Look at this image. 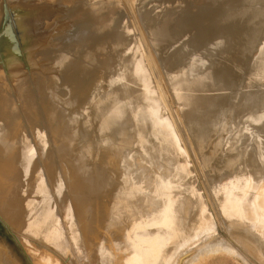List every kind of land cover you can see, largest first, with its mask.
Segmentation results:
<instances>
[{"label":"rangeland","instance_id":"obj_1","mask_svg":"<svg viewBox=\"0 0 264 264\" xmlns=\"http://www.w3.org/2000/svg\"><path fill=\"white\" fill-rule=\"evenodd\" d=\"M183 1L187 2L188 0H147L141 6L138 2V7L135 6L136 9L138 8L135 12L136 19L133 14L132 17H129L124 12L126 16L123 14L114 15V21L109 26L110 29H101V27L97 28L94 25L80 31L84 36H87L88 41L91 42L87 41L90 46L97 43V38L102 34H109V32H113L128 43V46L124 47L122 51L131 52L136 62H141L148 74L153 93L152 97L157 103L158 112L161 116L157 118L158 121L155 118L160 128L157 125L152 126L149 131L138 132L130 139V130L124 127H127L126 124L115 126L114 131L112 127L107 129V127L97 124L94 118L90 120V117L77 107V111L80 112L78 115L81 116L75 118V123L70 120L61 125L63 129L75 130L74 135H70V143L66 145L57 136L50 135L54 132L56 122L49 123L48 105H50L51 100H54V97H52L47 80L50 73L56 76L58 75L57 71L61 73L60 69L63 66L61 64L64 63V58L59 55L63 53L65 56L67 51L60 49L63 45L61 42L70 37L59 40L58 43L60 44L56 43L58 47L57 49L53 48V52L51 48L49 49L51 51L47 50L48 53L40 55L37 62L38 66L37 64L31 65L25 74L12 71L9 64L7 66L9 71H1L0 79L6 82L5 87L3 83L0 85V88L4 89L3 93H0V96L4 97L1 101H8L6 104L18 111L19 114L21 112L25 114V109L32 105V112L29 114L30 116L21 115L22 119L17 123L18 125L16 124V133L13 137L2 138L0 134V141L4 140L5 144L16 142L21 149L30 148V154L35 157L33 162H36L32 170L34 172L28 176L27 180L11 185L13 189L6 192L5 197L0 198V220L4 222L7 229L5 231L0 227L1 259L4 252L8 253L7 251L14 249L11 245L10 237H12L21 249L22 255H20L26 259V264H133L132 259L134 257L127 254L123 256L125 259L128 257L130 261L112 263L110 256L104 254V247L99 246L93 236V233L104 236L109 231L113 232L112 229L120 228V226L124 231H130L129 244L139 248L141 254L144 255L141 257V261L147 264H152L154 258L162 251L160 248L164 243L162 240H169L166 244L164 264H188V262L189 264H248L244 262L243 257L254 262L251 257V250L258 249L262 255L264 254V233H259L264 232L263 230H237L232 227L234 223L227 226L224 223L225 220L221 216L219 217L216 207H213L215 200L219 196V199L221 198V193L222 196H231L230 198L234 200L233 204L235 205L230 209L235 211L238 221L240 222L244 216H251L247 220L252 221L251 223L257 227L260 226L259 215L261 212L264 213V190L261 189H264V187L258 185L264 182H261L264 176V163L256 159L254 155L252 156V147L255 151L258 144L264 147V121L252 125L254 127H249L240 136L235 146L222 144L217 152H214L213 149L210 152L200 150L201 145L196 142L192 129L188 126L186 120L187 107L183 105L179 98L181 95L191 99L193 93L180 87L176 88L174 83L170 81L174 72L167 62L165 63L168 66L163 65L164 57L157 46L154 45L148 29L146 31L147 26L144 21L147 18L144 16L145 14L150 15V18H153L152 20H155L154 18L157 16L165 18L169 14L172 16L175 11L187 7V3ZM175 5L179 9L176 10ZM139 14L140 16L137 17ZM141 15L145 19H142L144 17ZM163 17L156 18L154 26H158L160 23L158 20L162 19L164 21L165 18ZM192 19V15L187 12L178 21L173 22L176 24L172 27L190 22ZM231 19L232 22L229 19L231 26L237 27V20L233 21V18ZM127 22L131 23L130 26L129 23L127 25ZM252 23L253 21H251V26ZM172 27L170 28L175 29ZM249 31H251L250 28ZM76 54L79 53L71 54L69 59L74 60ZM114 54L113 51L96 54L93 70L97 66L96 70L100 71L101 68L98 66L102 63V57L113 59ZM256 54L257 52H255ZM7 60L4 59V61ZM40 60L41 64L39 66ZM4 61L0 58V66ZM164 66L165 68H163ZM36 67L38 68L36 69ZM245 80L247 90L256 95L259 101L258 106L262 107V119L264 120V81L253 77H245ZM260 83L263 85L259 90L256 86ZM198 86L200 89L208 88L205 80L200 81ZM239 89L243 91L245 88L241 87ZM17 91L21 92L20 95L28 91L31 100L27 103L19 99L16 101L17 96L15 94ZM206 97L209 98L210 96L207 95ZM22 98L24 97L22 96ZM150 118L146 117L143 122L149 123ZM27 119L29 121H26ZM162 119L168 127L167 130L172 134L171 136L164 129L171 139V142L168 141L169 144L166 145L158 135L162 133ZM233 128L237 127L233 126ZM123 144L124 146H122ZM39 151L45 158L40 157ZM198 152L200 153L198 154ZM228 158L231 161L227 160ZM44 160H48V164ZM73 161H78L82 169H75L71 165ZM167 163H171L172 167H168ZM143 168L146 169L145 172L142 171ZM177 169H180L181 175L177 174V171H179ZM148 176L152 179L160 178L163 183H166L161 185L148 178ZM22 177L24 179L23 172ZM224 177L227 180L236 179L235 182L240 180L227 185L226 181L222 183L225 180ZM242 184H247L244 192L240 188ZM224 185L226 190L223 187ZM230 187L232 190H230ZM250 187H253V189H250ZM212 189L218 191L217 193L215 191L216 195ZM260 190L261 193H259ZM224 192L227 194H224ZM217 194L219 195L217 196ZM258 195L263 196L262 201L255 202L252 198ZM13 196H15L21 208V211L15 213V217L13 214L3 212L5 209H2L5 202ZM137 201H144L149 207L157 204L158 209L154 216L140 218L137 215L138 212H131L133 211L132 204L134 205ZM185 202L186 204H184ZM187 204L189 207H187ZM217 209L219 210L220 206ZM66 211L73 214H83V222L78 221L75 215H72L71 221L67 222ZM203 214L208 216V220L203 219ZM125 215L129 216V221L127 220V225L123 226L121 223ZM184 221L186 231L182 228ZM245 234L246 237L251 238L250 241L246 242L245 239H241V236ZM216 241L231 244L228 245V248L235 247L240 254L238 253L239 255L236 258L232 250L221 249L218 245V247L214 246L211 252L206 253L204 251L205 254H200V258L198 254L196 255L197 250L201 247L203 248L204 245L213 244ZM235 248L233 249L235 250ZM226 251L228 254L223 253ZM11 254L15 258L17 257L15 251L11 250ZM193 257L197 258L196 261ZM191 259L194 261L193 263H190ZM9 264L18 263L11 259Z\"/></svg>","mask_w":264,"mask_h":264},{"label":"bare ground","instance_id":"obj_2","mask_svg":"<svg viewBox=\"0 0 264 264\" xmlns=\"http://www.w3.org/2000/svg\"><path fill=\"white\" fill-rule=\"evenodd\" d=\"M13 1L24 2V0ZM108 1L109 0L101 1L100 7L96 6V8L92 11L94 13V16L97 17V24H101V26H99L101 27V29L109 28L110 24L114 21V18L110 13L113 11V9H115V7L113 6V2ZM184 3H187V7H185V9H182L181 11L177 10L178 6L175 5L177 10L174 12L175 14L169 11L174 15L170 16L169 14V16L166 18L163 16H159L165 19L164 21H162V19H157L160 22L159 23L157 21L159 23H157L158 26L154 25L156 24V18L159 17L157 16L156 18H154L155 20H152L153 18H150V15H146L144 13L146 11H144L143 14H145L144 16H146L147 18L144 23L146 22V31L148 29V32L150 33L149 35L151 36L154 45L157 46L159 52L164 57L165 61H163V65H167L168 63L169 67L174 72L172 80L170 81L174 83L176 88L180 87L188 91H192L193 93L191 99H188V97H184L181 95L179 96V98L181 99L183 105L187 107V111L185 114L186 120L188 126L192 129L196 142L201 145L200 150L210 152V150L213 149L214 152H217L222 144L235 146L240 136L249 127L264 121L262 119V107L258 106L259 101L256 98V95L251 94L247 90L248 87L245 80V77H253L255 79L264 81V39L263 42H261V39L264 37V0H229L228 2L226 0H188ZM203 7L206 8L204 9ZM187 12L192 15L193 19L190 22H185L182 25L178 24L177 26L172 27V25L176 24L173 22L178 21L179 18L186 15ZM139 16L140 14L137 15V17ZM231 18H233V21L237 20V27L231 26V24L229 23V19L232 22ZM142 19H145V17ZM77 20L78 19L68 23L65 22V27H63L62 25H60L59 27H55V30H57L58 33L62 34L54 38L53 40L44 39L45 41H42L43 44L45 42L46 46L50 47V49L52 48L51 50L53 52V48L57 49L58 45L60 44L58 43L60 42L59 40L65 37H70L61 42V44L63 45L62 47H60V49L67 51L65 56L63 53L59 55L64 58V63L61 64L63 65L60 69L61 73L57 71L58 75H60L56 76L50 73L47 80L48 87L51 88L52 97H54V100H51L50 105H48L49 123L56 122V126L54 127L55 129L53 130L54 134L51 133L50 135L57 136V138L65 142L66 145L70 143V135L72 134L73 136L75 130L63 129L61 125H63L65 122H69L70 120L75 123V118L81 116L78 115L80 114V112L77 111V107L80 108V111L87 114L90 117V120L91 118H94L97 124H101L103 125V127H107V129L109 127H112L113 129L115 126L126 124L127 127H124L125 129L129 128L130 139L137 135L138 132L144 133L149 131L150 127L157 125V118H160L161 116L158 112L157 103L154 97H152L153 93L150 79L144 69L143 64L141 62L139 63L138 61L137 63L131 52L122 51L124 47L128 46V43L124 42V40L119 38V36H117L113 32H109V34H102L97 38L98 42L90 46L89 44L91 42L88 41L87 36H84V34L80 32V30L82 31L86 29L85 26L89 24L87 22L89 21V19L86 18V21L82 23H79L80 21ZM251 21H253L252 26L250 25ZM128 23L129 22H127V25ZM140 23L143 24L141 21ZM71 24L72 26L69 27ZM130 24L131 23H129V26ZM170 27L175 29H171ZM142 28L144 29L143 26ZM249 28L251 29V31L248 32ZM58 29L62 32H60ZM245 37L247 39L246 41ZM87 41L90 43H87ZM56 43H58V45ZM107 51H113L115 53L114 58L104 59L102 57V60L100 59L102 63L98 66L101 68L100 71L96 70L97 66L96 68H94L95 70H93V64H95L96 62L95 55ZM75 52L79 54H76L74 60H70L69 56ZM255 52H257L256 55ZM45 53L48 52L46 51ZM40 64L41 60L39 62V66ZM37 68L38 67H36V69ZM163 68H165V66ZM204 80L207 82L208 88L200 89L198 83ZM2 83L5 87L6 82L0 79V85H2ZM262 85L263 84L260 83L256 86V88L260 90ZM241 87L245 89L242 91L239 89ZM3 90V88H0V93H3ZM17 92L15 94L17 96L16 101L19 99L24 100L27 103L31 100L28 91L23 92V95H20V91L18 93ZM206 94L210 97H206ZM22 96L24 98H22ZM2 98L4 97L0 96V134L2 138H10L13 137L16 133V124L21 121V115L30 116L29 114H31L32 112V105H29L25 109V114H23L22 112L21 114H19L18 111H15L10 107V105L6 104L8 101H1ZM251 111L253 112L250 114ZM244 113L246 114L244 115ZM146 117H151L149 119V123H146V121L143 122V119H145ZM155 118L157 119V121ZM26 121L29 120L27 119ZM233 126L237 128H233ZM157 127L160 128V125H157ZM117 128L119 129V127ZM164 129L168 131V127L165 124V121L162 119V133H159L158 135L166 145L171 142V139L168 137V134ZM168 133L172 136L170 131H168ZM146 136L148 135L146 134ZM129 138L127 139L129 140ZM129 141L128 144L130 143ZM5 143L6 142L4 140L0 141V198L5 197L6 192L13 189L11 185H16V183L18 182L21 183L23 180L26 181L28 176L31 175L32 172H34L32 170L36 165V162H33V159L35 160L34 155L32 156L29 152L30 148L21 149V147H19L16 142L8 144ZM122 146H124V144ZM199 153L200 152H198V154ZM252 153V156L254 155L256 159L264 163L263 146L258 144L256 151L252 147ZM39 155L41 158H45L40 151ZM212 155H214V153H212ZM236 157L239 156L236 155ZM229 158L227 160L231 161ZM44 162L48 164V160H44ZM140 162L138 163L140 164ZM168 163L166 165H168V167H172V164ZM71 165L75 169H82L78 161H73ZM152 167L154 166L152 165ZM177 170H179L177 171V174L179 173L181 175L180 169ZM48 171L49 170L47 169V172ZM142 171L145 172L146 169L144 170L143 168ZM22 172L24 173V179L22 177ZM148 178H151V180L161 185L163 183L162 179L160 178L152 179V177L150 176H148ZM224 179L225 180L222 183H225L226 181L227 185H231V183H236L240 180L239 179L235 182L236 179L233 178L227 180L224 177ZM262 181H264V176L263 179H261V182ZM260 185L264 187V182L260 183L258 186ZM223 187L225 188V185ZM246 187L247 184L241 185L240 188L242 189V192L246 190ZM214 189H212V191ZM250 189H253V187H250ZM227 190L229 189L227 188ZM230 190H232L231 187ZM261 190L259 193H261ZM215 191H213V193H215ZM217 192L218 191H216V193ZM219 194H217V196ZM224 194L227 193L224 192ZM219 197L217 200H215L214 205H212L213 207H216L215 209L217 210L219 217L221 216L225 220L224 223H226L227 226L231 223H234L232 227L237 230L250 229L255 231H264V213L261 212L259 215L260 226L258 225V227L256 225H253L251 223L252 221H248L251 216H244V218L239 222L235 211L230 209L235 205L233 204L234 200L230 198L231 196H222L221 193V198L219 199ZM262 198L263 196L260 197V195H258L252 199L255 202H260L262 201ZM184 204H186V202ZM219 206L220 209L218 210L217 207ZM187 207H189L188 204ZM131 208L133 210L131 212H138L137 215L140 218H148L154 216L158 209V205L155 204L153 207H149L145 204L144 201H137V203H135L134 205L132 204ZM2 209H5L3 210V212L13 214L14 217L16 216L15 213L21 211V208L18 205L15 196H13L9 201L5 202V205L2 206ZM66 212V217L68 218L67 222L71 221L72 215H75L78 221L83 222V214H73L68 211ZM199 217H201V215H199ZM128 218V215H125L123 217L124 220H122L121 223L123 226L127 225V220L129 221ZM205 218L208 220V216L206 214H203V219ZM185 221L182 228L186 231ZM112 230L113 232L109 231L104 236L93 233L95 241L99 246L104 247V254H108L110 256L112 263L117 261H130L128 257L127 259H125V257L123 256L127 254L134 257L132 261L135 264H138L139 260L141 264H147L141 261V257L144 255L141 254L139 248L137 246L129 244L128 240L131 239L130 231H124L121 226L120 228L118 227ZM259 233L263 234L264 232ZM236 238L239 239L238 237ZM242 238L245 239L246 242L251 240L250 237H246V234L242 235L241 239ZM162 242H164L162 244V247L160 246L162 251L158 256L154 258V262L152 264H164L163 261L164 259H166V244H168L169 240H162ZM218 245H220L219 247H221V249H227L230 251L232 250L234 252L233 255L236 258L240 254L238 252L239 250L237 251L235 247L228 248V245L231 244H227L226 242L222 241H216L213 244H206L203 246V248L201 247L199 250H197L196 255L198 254L199 257V255L204 253V251H206V253L211 252L214 246L218 247ZM259 246L260 244L258 245V247ZM233 248H235L237 252ZM118 251L122 254H120ZM246 251L249 253L248 250ZM101 253H99V255H101ZM223 253H227V251ZM251 255L250 256L253 258L255 263L252 260L249 261V259L243 257V259L245 260L244 262L248 264H264V254L262 255V253L258 249L251 250ZM196 259L194 258L195 261ZM193 262L194 261L191 259L190 263Z\"/></svg>","mask_w":264,"mask_h":264},{"label":"water","instance_id":"obj_3","mask_svg":"<svg viewBox=\"0 0 264 264\" xmlns=\"http://www.w3.org/2000/svg\"><path fill=\"white\" fill-rule=\"evenodd\" d=\"M101 1L105 0L0 1V58H2V60L8 59L2 62L3 65L0 66V74L3 70L4 72L6 70L9 71V69H7L8 64L9 67H12L10 68L12 71L25 74L31 65L37 64L39 56L50 49V47L46 46L45 42L43 44L42 41L46 39L53 40L60 36L62 33H58L55 27H59L60 25L65 27V22H73L78 19L80 21L79 23H82L86 21L87 18L89 19V21H87L89 24L86 25L85 28L94 25L96 27L101 26V24H97V17H95L92 12L96 6L100 7ZM109 1L113 2V6L115 7L110 13L112 17L117 14H124L123 12H125L129 17H132L133 14L136 19V7H138L139 3V5H141L147 0ZM226 1L228 2L229 0ZM3 2L6 4L3 5ZM132 11L133 13L131 14ZM71 26L72 24L69 27ZM262 39H264V37ZM0 227L7 231L6 225L2 220H0ZM10 238L12 241L11 245H13L14 249H10V251H7L8 253L4 252L3 260L0 258V264H9L11 263V259L15 261V263L26 264V259L22 258L23 256L21 257L22 252L18 244L12 237ZM11 250L15 251L17 254L16 258L11 254Z\"/></svg>","mask_w":264,"mask_h":264}]
</instances>
